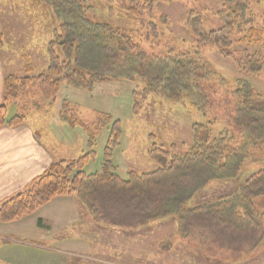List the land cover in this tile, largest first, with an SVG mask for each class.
Listing matches in <instances>:
<instances>
[{
	"label": "trees",
	"instance_id": "16d2710c",
	"mask_svg": "<svg viewBox=\"0 0 264 264\" xmlns=\"http://www.w3.org/2000/svg\"><path fill=\"white\" fill-rule=\"evenodd\" d=\"M117 1L121 14L130 21L148 16L150 21L139 22L147 29L146 41L156 36L157 19L166 22L164 16H152L157 0ZM218 1L221 5L215 13L221 22L218 29L207 31L200 14L193 11L187 13L186 25L196 50L211 44L228 57L234 29L240 31L248 24L247 37L243 39L251 40L259 39L264 29L251 26L247 0ZM35 2L39 9L50 13L47 20L49 26L52 23L53 38L48 45V64L34 76L30 65L22 75H4L0 127L23 124L24 114L7 118V109L33 86L44 100L52 101L62 84L90 91L102 81L116 82L118 90L130 94L132 112H137L138 104L150 98L163 104H181L199 119L190 124L193 142L184 154L153 149L151 155L158 164L154 171L120 175L113 153L122 135L121 121L112 115H102L96 123L87 124L74 119L73 113L67 115L66 108L62 117L70 127L81 128L86 149L73 159L52 161L22 190L0 200V222L20 219L54 197L74 194L94 223L131 228L174 217L181 232L196 229L204 235L219 228L226 245L233 243L234 236L239 242L236 245L241 246L248 236L249 246L257 247L262 236L254 233L260 216L252 200L264 195L263 167L229 194L193 206L187 204L211 181L236 178L254 153L264 155V96L244 78L237 81L233 90L217 95L215 89L218 84L223 86L224 80L197 53L171 46L147 52L141 46V35L138 39L135 31L96 20L86 0ZM235 66L248 75H261L264 80L261 52L244 54L235 60ZM216 108L220 109L219 114ZM104 128L108 137L100 170L84 173L82 169L95 156V135Z\"/></svg>",
	"mask_w": 264,
	"mask_h": 264
},
{
	"label": "rangeland",
	"instance_id": "374dc122",
	"mask_svg": "<svg viewBox=\"0 0 264 264\" xmlns=\"http://www.w3.org/2000/svg\"><path fill=\"white\" fill-rule=\"evenodd\" d=\"M247 1L251 26L264 29V1ZM86 4L92 6L96 20L135 31L138 39L141 35V46L147 52H159L171 46L197 53L211 71L224 80L223 86L218 84L215 89L217 95L233 90L237 81L244 78L264 96L262 76L248 75L235 66V60L244 54L261 52L264 55V33L259 39H243L247 37L249 25H244L240 31L234 29L228 57L221 55L211 44L197 50L192 45L194 39L186 25L187 13H199L203 27L207 31L216 30L221 26L215 15L221 9L218 0L155 1L153 18L164 16L166 22L158 19L154 22L157 33L148 41L144 38L147 29L139 23L150 21L148 16L137 22L128 20L121 14L117 0H86ZM49 15L45 9H39L35 0H0V60L5 74L22 75L30 65L34 76L46 68L48 45L53 38L52 23L49 26L47 20ZM12 102L7 109V118L24 114L25 121L16 128L39 129L41 137L53 144L54 148H51L55 150L56 159H73L86 149V137L81 128L70 127L63 119L66 108L67 115L73 113L74 119L87 124L96 123L102 115L119 119L122 135L114 150L113 162L120 175L154 171L158 164L151 155L153 149H162L166 154L172 151L177 155L184 154L193 142L190 124L199 119L181 104H163L150 98L138 104L137 112H132L130 94L118 90L116 82L112 81L95 83L90 91L65 83L52 101L44 100L33 86L28 94ZM215 112L219 114L220 109L216 108ZM36 129L34 136L38 138ZM96 135L95 156L82 169L84 173L100 170L108 133L104 128ZM262 167L264 155L254 153L236 178L211 181L187 205L201 204L235 191ZM252 202L260 216L254 235L262 236L254 249L247 242L248 236L241 246L236 245L239 242L236 243L234 236L233 243L226 245L219 228L204 235L196 229L181 232L174 217L131 228L94 223L74 194L58 196L20 219L0 222V264H264V195Z\"/></svg>",
	"mask_w": 264,
	"mask_h": 264
},
{
	"label": "crops",
	"instance_id": "0c3cea01",
	"mask_svg": "<svg viewBox=\"0 0 264 264\" xmlns=\"http://www.w3.org/2000/svg\"><path fill=\"white\" fill-rule=\"evenodd\" d=\"M4 71L0 60V104ZM35 129L0 127V200L22 189L56 160L55 150L51 148H54L53 144L41 137L39 129H36L39 137L35 138Z\"/></svg>",
	"mask_w": 264,
	"mask_h": 264
}]
</instances>
